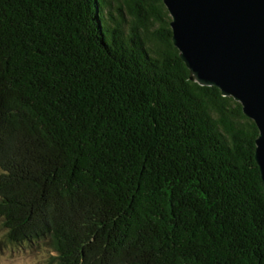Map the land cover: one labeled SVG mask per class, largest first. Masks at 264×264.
Segmentation results:
<instances>
[{"label": "trees", "instance_id": "trees-1", "mask_svg": "<svg viewBox=\"0 0 264 264\" xmlns=\"http://www.w3.org/2000/svg\"><path fill=\"white\" fill-rule=\"evenodd\" d=\"M162 0H0V225L47 264H264L257 127L199 85Z\"/></svg>", "mask_w": 264, "mask_h": 264}, {"label": "water", "instance_id": "water-1", "mask_svg": "<svg viewBox=\"0 0 264 264\" xmlns=\"http://www.w3.org/2000/svg\"><path fill=\"white\" fill-rule=\"evenodd\" d=\"M162 2L189 78L232 97L256 125L254 160L264 185V0Z\"/></svg>", "mask_w": 264, "mask_h": 264}, {"label": "rangeland", "instance_id": "rangeland-1", "mask_svg": "<svg viewBox=\"0 0 264 264\" xmlns=\"http://www.w3.org/2000/svg\"><path fill=\"white\" fill-rule=\"evenodd\" d=\"M3 233L0 225V241ZM47 260L48 247L43 243L12 245L0 242V264H47Z\"/></svg>", "mask_w": 264, "mask_h": 264}]
</instances>
